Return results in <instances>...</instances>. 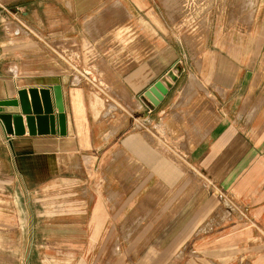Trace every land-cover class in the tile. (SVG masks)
Here are the masks:
<instances>
[{
  "label": "crops",
  "instance_id": "1",
  "mask_svg": "<svg viewBox=\"0 0 264 264\" xmlns=\"http://www.w3.org/2000/svg\"><path fill=\"white\" fill-rule=\"evenodd\" d=\"M253 14L264 26V0ZM168 18L161 0H0V99L47 87L55 112L61 83L68 118L67 134L23 135L0 119L2 235L25 233L39 198L42 237L71 238L56 246L75 264H113V245L140 262L155 247L151 264H264V56L201 55L212 69L174 70L155 103L182 25ZM139 223L159 225L151 242L128 241Z\"/></svg>",
  "mask_w": 264,
  "mask_h": 264
},
{
  "label": "rangeland",
  "instance_id": "2",
  "mask_svg": "<svg viewBox=\"0 0 264 264\" xmlns=\"http://www.w3.org/2000/svg\"><path fill=\"white\" fill-rule=\"evenodd\" d=\"M259 5L260 0H161V8L166 18L180 19L182 23L174 28L176 57L167 69L176 72L211 70L210 62L201 68V55L205 56V54L209 61L216 60L218 69L225 68L224 62L231 56H264V30H262L264 26H248L254 18L253 10L258 9ZM16 74L20 75L18 68ZM246 101H249L247 97ZM106 112L107 110L104 111L105 114ZM96 130H100V127ZM180 147L181 144H176L179 153L177 148ZM33 161L39 163V159ZM18 165L21 169L25 168V160L21 159ZM36 170H39V167H36ZM11 205L14 208V203ZM30 207L34 221L26 225L25 233L18 227L12 228L10 237L0 233V264H75V255L72 254L71 249L65 248L61 252L56 246L61 241L71 243L73 241L71 238L57 240L42 237L41 234H55L53 230L44 231L46 226L40 222V216H46L43 201L39 198L33 199ZM70 208L64 205L61 210L66 211ZM131 225L128 224L127 230ZM158 229V224L139 223L135 226V230L138 231L136 236L137 234L140 236L146 234V236L128 241L149 243L152 241L151 233ZM117 247V245L112 247L113 264L125 261L129 264H151V259L154 257L153 262L156 261L162 253L157 248L150 247L143 263L138 261V251H134L136 255L129 253L125 256L119 254Z\"/></svg>",
  "mask_w": 264,
  "mask_h": 264
},
{
  "label": "water",
  "instance_id": "3",
  "mask_svg": "<svg viewBox=\"0 0 264 264\" xmlns=\"http://www.w3.org/2000/svg\"><path fill=\"white\" fill-rule=\"evenodd\" d=\"M178 71V70H177ZM172 70L167 76L156 81L147 91V96L158 103L167 86L169 77L175 78ZM53 89L54 112L51 102V89L47 87H23L15 97L0 99V106H14L18 110L0 112V119L9 135H23L26 125L30 134L60 133L67 134V111L65 106L63 86L61 83L51 85ZM155 92V93H153Z\"/></svg>",
  "mask_w": 264,
  "mask_h": 264
}]
</instances>
